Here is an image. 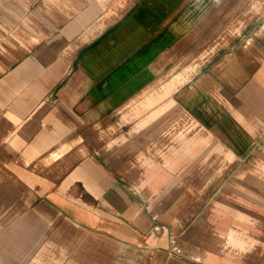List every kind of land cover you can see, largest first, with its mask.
I'll return each mask as SVG.
<instances>
[{"label": "crops", "instance_id": "1", "mask_svg": "<svg viewBox=\"0 0 264 264\" xmlns=\"http://www.w3.org/2000/svg\"><path fill=\"white\" fill-rule=\"evenodd\" d=\"M217 5L0 0V264H264V0L200 59Z\"/></svg>", "mask_w": 264, "mask_h": 264}, {"label": "rangeland", "instance_id": "2", "mask_svg": "<svg viewBox=\"0 0 264 264\" xmlns=\"http://www.w3.org/2000/svg\"><path fill=\"white\" fill-rule=\"evenodd\" d=\"M259 0H218L217 10H209L204 16L203 45L197 54L199 58L215 55H227L229 49L243 35L242 20L249 3ZM213 19V22L211 21ZM236 25H235V24ZM201 45V44H200ZM194 48V47H193Z\"/></svg>", "mask_w": 264, "mask_h": 264}]
</instances>
